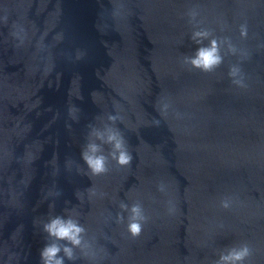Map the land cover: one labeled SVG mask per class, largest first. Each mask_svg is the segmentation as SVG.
Instances as JSON below:
<instances>
[{"label":"water","instance_id":"water-1","mask_svg":"<svg viewBox=\"0 0 264 264\" xmlns=\"http://www.w3.org/2000/svg\"><path fill=\"white\" fill-rule=\"evenodd\" d=\"M212 39L223 63L203 72ZM57 215L86 230L64 264H214L241 244L264 264V0H0V264H41Z\"/></svg>","mask_w":264,"mask_h":264},{"label":"clouds","instance_id":"clouds-1","mask_svg":"<svg viewBox=\"0 0 264 264\" xmlns=\"http://www.w3.org/2000/svg\"><path fill=\"white\" fill-rule=\"evenodd\" d=\"M208 32H195L193 39L196 37L206 38ZM241 36H247V26L241 25ZM200 41H197L199 43ZM191 64L194 68L203 72H211L223 63V56L220 53L219 43L216 39L210 41L209 46L199 47L194 58H191ZM229 76L232 77V82L239 86L244 87V79L241 69L233 66L229 70ZM236 77H239L238 79ZM108 119L115 123L117 116L109 115ZM103 139V136L101 137ZM106 143L112 145L110 155L121 166L129 165L132 161V155L127 150L126 142L123 135L118 129L109 130L106 138ZM101 148L94 144L88 143L86 148L82 150V158L86 162L88 168L93 175H100L108 171L107 157L101 153ZM223 208H229L230 205L227 200L221 201ZM122 209H128L129 206L121 204ZM131 216L127 225L128 232L133 237H138L142 232L143 224L146 218L140 204H133L130 207ZM117 219L122 220L123 216L117 214ZM85 228L76 220L72 218L65 219L57 215L50 218L47 222L43 223V232L49 237L54 238L55 241H63L65 243H45L40 250L41 264H64V257L59 254L63 251L64 255L69 261L77 259L74 249L78 248L83 240ZM251 255V249L247 244H241L238 247H232L227 251V254H221L219 259L214 264H244L246 259Z\"/></svg>","mask_w":264,"mask_h":264}]
</instances>
